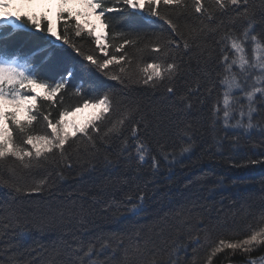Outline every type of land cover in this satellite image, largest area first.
Instances as JSON below:
<instances>
[{
	"label": "trees",
	"instance_id": "trees-1",
	"mask_svg": "<svg viewBox=\"0 0 264 264\" xmlns=\"http://www.w3.org/2000/svg\"><path fill=\"white\" fill-rule=\"evenodd\" d=\"M105 3L108 7L124 8L115 0H105ZM160 11L163 14L174 10L161 5ZM105 15L110 24V29L105 30V43L110 53L114 52L113 44L122 42L118 33L137 40V45L126 46L124 53L131 62L130 65L125 64V68L130 74L139 76L140 69L154 61L157 54L151 51V47L157 36L163 38L169 35L168 26L147 14L131 17L126 13L109 12ZM173 19H176L175 16ZM186 19L181 17L178 21L181 32L185 31L183 25ZM192 22H196L194 18ZM25 26L30 31H14L10 27L0 29V54L9 59L20 57L22 61L32 57L34 67L60 60L74 69V76L61 94L62 104L38 100L39 111L50 114V119L56 121L64 109H73L84 99H95L111 90L117 99L138 106L136 119L139 120L142 115L149 122L144 139L160 161V166L153 169L150 163L140 165L131 147L121 154V142L117 139L108 148V161L111 163L104 161L103 154L92 159L87 142L79 139L70 149L73 154V159L69 161L71 167L61 163L59 168L47 164L26 170L12 159L0 162V181L11 182L14 178L20 185H30L45 179L51 185L50 190L29 194L26 189L15 193L0 182V216L15 210L20 220L19 226L0 231V264H76L77 257H83V252L73 251L77 241L86 250L88 243L95 242L98 237L106 238L109 246L100 250L99 243H96L98 254L92 259L98 264H124L125 251L123 246H118V240L122 238L127 246L128 238L136 232L151 236L158 249L178 239L183 247L174 257L176 264H206L218 238L242 239L250 227H255L264 218V133L259 128L247 132L224 128L222 119L216 122L213 132L209 108L215 94L203 104L193 97L191 109H184L179 101V97L198 77L201 84L215 78L211 60L206 67L212 75L206 77L200 71L205 65L201 61L198 66L195 50L188 55L181 50L185 70L173 82L176 95L167 93L163 86L159 89L142 84L125 87L92 66L85 68L87 62L67 45L64 46L66 51L58 48L45 58L40 48L47 47L44 37L48 34L32 28L30 24ZM50 39L54 40L53 37ZM72 39L85 52L103 56L95 45L94 36L82 35ZM60 43L58 41L57 44ZM208 43L209 47L215 46L211 37ZM110 68L119 71L118 67L110 65ZM43 78L50 80L49 76ZM76 88H81L82 95L74 94ZM37 91L43 93L42 89ZM186 123L193 125L194 145L191 152L181 155L183 141L176 133ZM157 126L167 134H159ZM48 131L45 121L38 115L26 129V134H46ZM14 138L16 143H20L19 134L14 132ZM76 149L80 150L78 154ZM173 151L177 154L175 159L169 155V159L165 160L164 153L171 154ZM249 160L262 163L251 164ZM142 195L145 197L142 208L133 212V205L140 204L139 197ZM69 207L84 209L89 221L87 228L80 227L78 217L70 223L57 217V209ZM177 213L182 214L179 219ZM42 215L56 218L44 226L25 224V218L35 221ZM164 219H167V227L159 234V225ZM262 255L264 249L252 253L253 257ZM247 259L239 252L234 255L230 252L218 253L213 258V264H245Z\"/></svg>",
	"mask_w": 264,
	"mask_h": 264
},
{
	"label": "snow or ice",
	"instance_id": "snow-or-ice-1",
	"mask_svg": "<svg viewBox=\"0 0 264 264\" xmlns=\"http://www.w3.org/2000/svg\"><path fill=\"white\" fill-rule=\"evenodd\" d=\"M41 2L51 4L52 0ZM54 2L56 11L53 16L51 9L40 14L7 12L4 10L12 7V0H0V27L7 23L5 17H15V20L11 21L14 29L30 31L25 28V24H30L32 28L48 34L44 37L47 47L40 48L45 58L58 48L66 51L64 46L67 45L87 62L85 68L92 66L110 80L118 81L125 87L142 84L159 89L163 86L164 90L172 95H176L173 82L185 70L181 50L184 55H188L194 49L198 66L201 61L205 65L200 71L206 77L211 76L212 73L206 67L211 60L215 78L209 83L201 84L198 77L189 85L185 94L179 97L184 109L193 107V97L203 104L215 94L209 108L213 132L216 130V122L222 119L224 128L242 129L245 132L259 128L264 133V0H259V3H256V0H190V3L189 0H115L116 4L124 5L123 9L108 7L105 0ZM161 5L174 11L162 14ZM109 12L126 13L131 17L147 14L157 17L168 26L169 35L163 38L157 36L151 47V51L157 54L154 61L145 64L140 69L139 76L130 74L125 68V64L130 65L131 62L126 58L124 50L126 46L135 47L136 39H129L123 33H118L117 36L122 42L112 45L113 53L108 51L105 30L110 29V24L105 14ZM181 17L188 18L183 25L184 32H181V25L178 23ZM193 18L195 23L192 22ZM15 21L24 23L18 24ZM82 35L94 36L95 45L103 54L102 57L85 52L72 39ZM209 37L212 38L214 47H209ZM57 41L61 43L57 44ZM32 59L29 57L22 61L20 57L9 59L0 55V162L12 159L26 170L47 164L59 168L61 163L65 167H71L69 161L73 159V154L70 149L79 139L87 142L92 159L103 154L104 161L111 163L108 161L107 152L111 142L117 139L121 142V154L131 147L140 165L150 163L153 169L159 168L160 161L152 154L144 139L149 122L142 115L139 120L136 119L138 106L117 99L111 90L95 99H84L73 109H64L56 121L50 119V114L41 113L36 103L38 100L62 104L61 94L74 76V69L65 66L60 60L34 67ZM110 65L118 67L119 71H113ZM37 73L42 75L38 76ZM43 76H49L50 80L44 79ZM57 76L59 79H56ZM37 89H42L43 93ZM74 94L82 95L81 88H76ZM89 108L98 111L83 124L68 119L69 116ZM22 115L24 119H21ZM38 115L50 131L46 134H26V129ZM156 131L161 135L167 134L159 129V126ZM14 132L21 136L20 143H16ZM176 134L183 141L180 154L191 152L194 145L193 125L186 123L183 128H178ZM236 139L238 142L239 137ZM79 151L76 149L77 154ZM169 155L175 159L177 154L175 151L171 154L164 153V159L168 160ZM248 163L256 164L262 161L249 160ZM12 172L14 177L15 170ZM58 174L62 176V173ZM0 182L15 193L26 189L29 194H39L51 188L45 179L30 185H20L14 178L11 182ZM144 199L143 195L140 196V204H134L131 210L138 212ZM181 215L177 213V218ZM57 217L69 223L74 217H78L81 228H87L89 222L82 207L79 210L74 207L57 209ZM55 218L43 215L35 221L25 218V224L36 223L44 226ZM19 223L15 210L7 212V215L0 216V231L15 228ZM166 227L167 219H164L159 225V234H162ZM73 238L75 239V234ZM128 240L127 246L122 238L118 240V246L124 247V264H176L174 257L183 247L178 239H174L165 248L158 249L153 238L141 232H136ZM96 243H99L100 250L109 246L106 238L102 237H98L95 242H89L86 250L84 245L77 241V247L73 251L83 252V257L78 256L76 264H98L97 260L92 259L98 254ZM258 249H264V218L255 227H250L242 239L218 238L208 254L206 264H213V258L218 253L225 252L233 255L239 252L248 257L245 264H264V256H252Z\"/></svg>",
	"mask_w": 264,
	"mask_h": 264
},
{
	"label": "rangeland",
	"instance_id": "rangeland-1",
	"mask_svg": "<svg viewBox=\"0 0 264 264\" xmlns=\"http://www.w3.org/2000/svg\"><path fill=\"white\" fill-rule=\"evenodd\" d=\"M16 2H20L23 3V6H28V7H32L34 9V11L36 12V14H40V13H47L46 11L49 12V9H51V14L54 16L55 15V2L54 0H52L51 4H45L42 3L41 0H16ZM14 9L13 8H8L5 11L7 12H12ZM18 10V9H16ZM94 19V17H93ZM98 110L97 109H86L83 112L80 113H76L73 116H69L68 119L69 120H74L77 124H83L84 122H86L88 119H90L94 113H96ZM21 118H24V115L21 116ZM264 256V255H262Z\"/></svg>",
	"mask_w": 264,
	"mask_h": 264
}]
</instances>
